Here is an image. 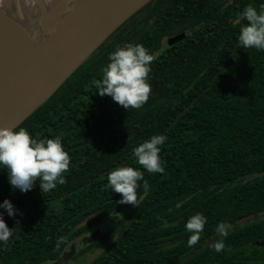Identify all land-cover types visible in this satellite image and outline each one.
<instances>
[{
  "label": "trees",
  "instance_id": "obj_1",
  "mask_svg": "<svg viewBox=\"0 0 264 264\" xmlns=\"http://www.w3.org/2000/svg\"><path fill=\"white\" fill-rule=\"evenodd\" d=\"M264 0H154L110 35L21 127L33 138H62L71 156L67 181L41 192L13 189L0 168V208L12 238L0 241V264L55 263L92 226L114 219V240L84 264H264V50L239 44L243 9ZM232 21H234L232 23ZM183 33L184 38L169 43ZM126 43L143 44L151 64L149 100L124 109L93 84L108 56ZM165 43V44H164ZM164 44V45H163ZM167 137L164 173H148L133 149ZM120 166L144 173L135 206L118 204L107 174ZM207 223L192 247L185 225ZM228 234L217 232L220 223ZM239 223V224H238ZM64 243L56 247L57 240ZM223 239L226 249L211 245ZM88 250L71 255V264Z\"/></svg>",
  "mask_w": 264,
  "mask_h": 264
},
{
  "label": "clouds",
  "instance_id": "obj_2",
  "mask_svg": "<svg viewBox=\"0 0 264 264\" xmlns=\"http://www.w3.org/2000/svg\"><path fill=\"white\" fill-rule=\"evenodd\" d=\"M240 19L247 23L240 28L239 44L244 49L264 50V6L257 10L252 5L246 6L240 13ZM157 59L143 44L126 43L118 47L109 56V63L103 69V76L94 80L96 93L101 97L110 96L124 109H140L147 103L151 94L149 84L151 64ZM167 137L153 135L133 149L136 162L148 173H164L165 168L160 158L161 146ZM71 156L65 151L62 138H33L23 127L18 131L11 128H0V168L8 173V181L13 189L22 193L32 190L39 181L41 192L54 190L57 185L67 183L64 174L70 170ZM108 185L113 193L122 198L118 204H129L136 207L142 197L139 196L141 181L144 192L149 189L144 173L132 166L116 167L107 174ZM0 208L7 211L10 217L16 215V209L9 200H4ZM207 223L202 213L189 218L185 228L192 233L188 246H194L201 237ZM229 225L220 223L217 232L226 237ZM13 235L0 213V241L7 243ZM64 243V237L57 240L56 247ZM217 252L226 249L221 239L211 245Z\"/></svg>",
  "mask_w": 264,
  "mask_h": 264
},
{
  "label": "water",
  "instance_id": "obj_3",
  "mask_svg": "<svg viewBox=\"0 0 264 264\" xmlns=\"http://www.w3.org/2000/svg\"><path fill=\"white\" fill-rule=\"evenodd\" d=\"M154 0H107L83 15L51 49L28 91L17 104L0 117V128L16 129L43 105L110 35ZM184 38L181 33L169 43ZM70 254L64 253L55 263L62 264Z\"/></svg>",
  "mask_w": 264,
  "mask_h": 264
},
{
  "label": "bare ground",
  "instance_id": "obj_4",
  "mask_svg": "<svg viewBox=\"0 0 264 264\" xmlns=\"http://www.w3.org/2000/svg\"><path fill=\"white\" fill-rule=\"evenodd\" d=\"M4 1L0 0V50L1 53L4 51L15 55L20 54L26 73L22 74L13 70L7 72L5 80L0 77V117L17 104L18 90L25 84L24 78L28 77L25 75L39 71L45 52L61 40L77 21L75 14L74 16L70 14L68 21L66 20L67 15H65L66 19L64 16L62 18L54 16L47 25V30L50 28L47 33L49 37L38 38L35 40L36 43H33L22 36L23 29L33 28L37 23L41 26L54 12L56 13L57 8L61 7L62 11L67 9V4L73 0H6L7 3L3 4ZM83 1L87 2L84 11L88 13L95 6L102 5L107 0ZM30 10L34 13L33 20L28 18L32 14L28 15Z\"/></svg>",
  "mask_w": 264,
  "mask_h": 264
},
{
  "label": "rangeland",
  "instance_id": "obj_5",
  "mask_svg": "<svg viewBox=\"0 0 264 264\" xmlns=\"http://www.w3.org/2000/svg\"><path fill=\"white\" fill-rule=\"evenodd\" d=\"M6 3H7V1L5 0L3 4H6ZM67 5H68L67 9H64L63 11L60 10L61 7L57 8L56 13L54 12L48 20H46L45 22L42 23L41 26H38V23H37V24H34L33 28H28V29L24 28L22 31V36L25 39H30L33 43H36L35 40H38V38H41L44 36L49 37V34H47V33L50 30V28L47 30V25L54 16H59L60 18H62L64 16L66 19L65 15H67L66 20L68 21L69 15L72 14L74 16V14H75V17L77 16L76 20L78 21L83 15L86 14L84 11V7L87 5L86 1L84 2L83 0H73V1H71V3H68ZM13 12H14V10H13ZM30 14H31V16H30ZM28 15L30 16V17H28L30 20H33L35 18L34 13L31 10H30V13ZM69 20H70V17H69ZM233 22L234 21H232V23ZM51 49H52V47L48 51L45 52L44 60L49 55ZM6 50H8V49L6 48ZM23 62L24 61L20 59V54L15 55L14 53H10V52L6 53L4 51H3V53H1V50H0V77L3 80H5V75L7 74V72L13 71V70H15L16 72L18 71L19 73L24 74L25 65ZM35 75H36V72H31L30 74L25 75L28 77L24 78L25 84L23 86H21L18 90V93H17L18 99L22 98L23 95L28 91L29 86L31 85L32 79L34 78ZM112 221H114V219H112V220L109 219L106 222L103 221V222L97 223L96 225L91 227V229L89 230V232L87 234L83 235L80 238H77V240L72 243V245L70 247V251L68 253V254H70V256L71 255L73 256L74 254H76V255L79 254L81 252V250H83L86 246H88V250L84 253V256L78 257L71 264H84L85 262L86 263L90 262L95 257H97L104 250V248L114 240L117 232H113L111 234L109 233L108 236H106L103 240H100V242H98V244L96 243V245H92L95 242L94 240H96V238L99 235H101V232L102 233L107 232ZM92 241H94V242L91 243ZM44 264H52V263L46 262Z\"/></svg>",
  "mask_w": 264,
  "mask_h": 264
},
{
  "label": "flooded vegetation",
  "instance_id": "obj_6",
  "mask_svg": "<svg viewBox=\"0 0 264 264\" xmlns=\"http://www.w3.org/2000/svg\"><path fill=\"white\" fill-rule=\"evenodd\" d=\"M127 22H128V21H127ZM125 23H126V22H125ZM164 44H165V43H164ZM164 44H163V45H164Z\"/></svg>",
  "mask_w": 264,
  "mask_h": 264
}]
</instances>
